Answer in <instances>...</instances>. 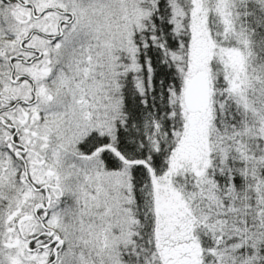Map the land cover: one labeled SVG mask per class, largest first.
I'll return each instance as SVG.
<instances>
[{
  "label": "snow or ice",
  "instance_id": "6c2138e0",
  "mask_svg": "<svg viewBox=\"0 0 264 264\" xmlns=\"http://www.w3.org/2000/svg\"><path fill=\"white\" fill-rule=\"evenodd\" d=\"M0 264H264V0H0Z\"/></svg>",
  "mask_w": 264,
  "mask_h": 264
}]
</instances>
